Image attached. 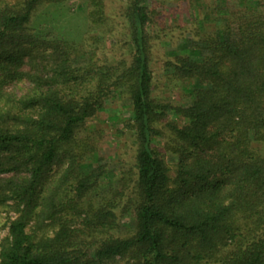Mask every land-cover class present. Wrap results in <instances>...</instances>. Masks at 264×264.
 <instances>
[{"label": "trees", "instance_id": "obj_1", "mask_svg": "<svg viewBox=\"0 0 264 264\" xmlns=\"http://www.w3.org/2000/svg\"><path fill=\"white\" fill-rule=\"evenodd\" d=\"M65 1L0 0V264H264V0L199 18L160 81L157 0H87L79 37L44 33ZM119 99L135 149L112 177L91 121Z\"/></svg>", "mask_w": 264, "mask_h": 264}, {"label": "rangeland", "instance_id": "obj_2", "mask_svg": "<svg viewBox=\"0 0 264 264\" xmlns=\"http://www.w3.org/2000/svg\"><path fill=\"white\" fill-rule=\"evenodd\" d=\"M108 10L119 7L120 0H106ZM209 5L206 10L205 6ZM237 5V0H157L154 3L156 10L160 13L158 16L161 28L166 32L174 33L172 37H165L154 46V58L156 67V79L161 80V64L165 55H172L181 48H190L192 53H198V49L194 46L192 38L198 28L199 18H204L209 27H216L225 19V15L230 7ZM87 0H67L61 4L53 5L44 10L43 14H47V19H42L38 23V27L43 32L48 31L49 34L56 37L76 38L82 32L88 29V21L86 18ZM40 18V17H39ZM38 18V19H39ZM44 21V22H43ZM43 22V23H42ZM45 23V24H44ZM78 39V38H77ZM113 42V39L110 40ZM161 84V83H160ZM164 86L160 85L158 94L165 98L170 96L174 99L175 94L172 91H163ZM163 89V90H162ZM123 100L119 99L113 102V105L98 115L91 122H95L99 127L105 130L108 137L106 145L110 148L111 156L107 162L113 167L110 175H118L122 166H129L133 155L134 145L132 137L129 133L124 135H116V130L124 126L119 119L110 118V114H117L121 118L128 117L129 109L122 107ZM170 162L175 159L170 157ZM15 217V212L11 209L0 207V238L8 234V224L10 219Z\"/></svg>", "mask_w": 264, "mask_h": 264}]
</instances>
